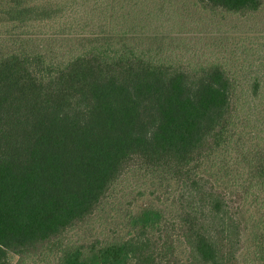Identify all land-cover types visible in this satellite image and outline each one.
<instances>
[{
	"label": "trees",
	"instance_id": "16d2710c",
	"mask_svg": "<svg viewBox=\"0 0 264 264\" xmlns=\"http://www.w3.org/2000/svg\"><path fill=\"white\" fill-rule=\"evenodd\" d=\"M124 1L0 0V264H239L241 194L198 172L230 140L235 79L221 62L154 54L133 28L77 19ZM194 1L243 17L264 6ZM138 170L178 183V216L147 210L126 237L73 240Z\"/></svg>",
	"mask_w": 264,
	"mask_h": 264
},
{
	"label": "rangeland",
	"instance_id": "374dc122",
	"mask_svg": "<svg viewBox=\"0 0 264 264\" xmlns=\"http://www.w3.org/2000/svg\"><path fill=\"white\" fill-rule=\"evenodd\" d=\"M112 5L109 9L101 5L95 11L91 4L86 11V6L81 7L77 19L83 23L88 18L86 32L98 24L113 26L118 32L133 28L135 40L154 54L193 64L221 62L234 77L238 103L230 140L204 159L198 172L229 196L241 194L244 230L239 264H264V6L243 17L210 13L194 0H125L114 13ZM74 19L71 16L69 23L76 25ZM51 25L62 26L60 22ZM80 29L78 25L74 30ZM73 35L68 38H75ZM177 192V182L157 173L129 172L111 189L91 220L70 237L88 241L126 237L134 218L147 210L162 221L174 219L179 214ZM177 244L180 257L185 258L186 245L181 240Z\"/></svg>",
	"mask_w": 264,
	"mask_h": 264
}]
</instances>
